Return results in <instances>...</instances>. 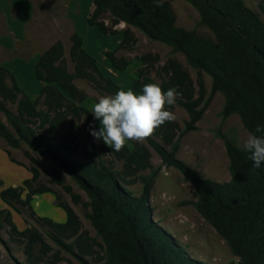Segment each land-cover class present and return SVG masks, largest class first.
I'll use <instances>...</instances> for the list:
<instances>
[{
	"label": "trees",
	"instance_id": "1",
	"mask_svg": "<svg viewBox=\"0 0 264 264\" xmlns=\"http://www.w3.org/2000/svg\"><path fill=\"white\" fill-rule=\"evenodd\" d=\"M186 1L198 10L201 24L209 28L213 37L178 26L175 9L167 0H163L162 7H156L153 0H93L88 24L105 35L119 34L115 27L121 23L128 26L118 47L105 52L116 70L123 72L131 64L126 57H118L117 52L133 49L137 44L132 27L152 41L167 44L173 53H182L196 70L194 80L177 59L170 58L157 68L158 54L139 57L142 67L131 90L140 93L147 83H159L164 91L175 87L182 94L176 104L189 115L183 129L175 120L166 122L147 140L165 166L178 168L194 185L196 209L236 257L228 264H264V163L254 168L251 154L224 135L231 174L227 182L204 178L177 157L183 136L198 128V121L218 92L225 98L223 120L238 114L248 132L264 135L255 133L258 125L264 128V19L246 0ZM105 16L110 17L113 29L108 28ZM70 40L74 70L69 69L64 42L57 40L35 64V77L42 83L35 99L23 90L16 74L0 63V110L7 119V123L0 120V137L14 149L26 144L25 155L32 163V176L24 179L21 186L1 189L0 197L20 213L11 200L32 210L34 196L50 193L66 215L63 222L37 216V222L46 229L43 232L35 226L21 230L12 212L0 209V239L1 231L8 226L10 238L24 248L26 263L21 264H60L64 261L62 249L82 264H207L190 257L166 229L153 221L150 197L158 171L146 145L127 144L115 152L89 132L84 138L82 159L74 158L81 149L82 118L85 116L87 124L99 130L97 120L85 105L88 93L75 81L86 80L107 95L126 89L102 71L97 59L85 49L83 36L74 32ZM153 71L160 82L151 76ZM204 74L212 79L209 94ZM40 103L44 108H39ZM32 152L55 164L48 173V184L39 182L45 161ZM6 153L16 162L9 149ZM118 162L122 163L121 168L116 167ZM59 168L87 193V201L73 191ZM147 170L150 172L143 174ZM137 183L142 185L138 195L132 188ZM3 185L0 180V188ZM53 185L69 193L76 205L89 209L86 217L102 242L83 229L75 209ZM32 214L36 215L34 211ZM45 233L59 250L54 251ZM99 247H104V254Z\"/></svg>",
	"mask_w": 264,
	"mask_h": 264
},
{
	"label": "rangeland",
	"instance_id": "2",
	"mask_svg": "<svg viewBox=\"0 0 264 264\" xmlns=\"http://www.w3.org/2000/svg\"><path fill=\"white\" fill-rule=\"evenodd\" d=\"M173 5L177 14V25L188 30H196L201 36L213 37L208 27L201 24L200 13L186 0H167ZM247 5L260 13L264 19V0H246ZM94 8L93 0H0V63L10 68L17 76L20 86L32 99L39 95L42 83L35 77V64L40 55L57 40H62L65 45V56L67 58L70 71L74 70L71 61L70 48L72 42L70 36L78 32L84 37L85 49L97 59L102 71L114 78V80L124 89L129 90L133 81L138 77V70L142 67L139 57L147 53H154L160 56L157 68L163 65L168 59H177L187 68L194 80L197 79L196 70L192 69L182 53H173L172 48L167 44L148 39L139 29L132 27L137 37V44L133 49H121L117 52L118 57H126L131 61L130 66L125 71L114 69L105 52L118 47L123 38V30L128 27L121 23L115 27L119 34L105 35L98 27L88 24V18ZM108 28L113 29L109 16H105ZM153 79L160 82L158 75L153 71ZM207 93L211 92L212 79L204 74ZM78 87L88 93L85 105L91 110L94 103L98 102V97L107 95L95 89L88 81L77 79ZM225 102L224 95L216 93L198 121V128L185 134L181 140L177 157L184 161L191 169L202 175L204 178L216 182H227L231 179L229 170V158L227 155L223 135L232 138L235 143L243 147L248 130L245 129L238 114H233L223 120L221 111ZM10 107L15 108L11 104ZM39 108H44L40 103ZM174 112L181 129L185 126V121L189 119L188 112L181 106L175 105ZM0 120L7 123L5 115L0 110ZM82 134L79 138L81 145L80 153L74 158L82 159V148L85 135L91 132L87 124L86 117L81 120ZM99 126V121L97 120ZM93 128V127H92ZM136 142L129 141L128 145L133 147ZM151 153V163L156 169L150 205L153 209V221L166 229L186 250L188 255L194 259L207 264H228L236 257L232 254L227 242L216 232V230L199 214L194 202L197 200V192L185 175L176 167H167L163 164L161 157L149 144L144 143ZM11 151L16 162H12L6 150ZM28 146L23 144L21 148L14 149L7 145L6 141L0 137V180L4 182L3 187L21 186L24 179L30 178L29 167L31 161L26 157L25 151ZM36 157L45 161V168L41 171L39 182L48 184L49 171L55 164L32 152ZM117 168L122 167V163L116 164ZM60 169V168H59ZM67 177V183L73 187V191L80 194L84 201L88 200L87 193L62 169ZM147 170L143 174H148ZM54 189L68 202L79 215L82 227L87 230L90 236L102 240L97 236V232L90 220L86 217L88 208L81 204L76 205L69 193L62 187L53 185ZM133 191L138 195L141 191V183L132 186ZM25 196V195H24ZM13 205L20 209V213L2 201L0 197V209L10 210L12 218L18 227L23 230L27 227H37L45 232L36 220L37 216H49L55 221H63L65 212L58 207L53 194H42L34 196L31 204L32 210L22 207L11 200ZM32 211L36 213L34 216ZM8 226L1 231L0 239V264H21L26 263L24 248L19 243L14 242L9 236ZM48 243L54 251L60 248L45 233ZM104 254V247H99ZM64 261L60 264H82L73 254L66 250H61Z\"/></svg>",
	"mask_w": 264,
	"mask_h": 264
},
{
	"label": "clouds",
	"instance_id": "3",
	"mask_svg": "<svg viewBox=\"0 0 264 264\" xmlns=\"http://www.w3.org/2000/svg\"><path fill=\"white\" fill-rule=\"evenodd\" d=\"M156 7L163 6V0H153ZM182 94L175 87L164 91L159 83L144 84L140 93L133 90H119L115 95H103L94 103L91 113L99 121V130L91 128L90 134L112 151L120 152L129 141L144 143L156 129L176 119L169 110ZM264 132L257 126L255 133ZM243 147L251 155L254 168L264 163V135L249 132Z\"/></svg>",
	"mask_w": 264,
	"mask_h": 264
},
{
	"label": "crops",
	"instance_id": "4",
	"mask_svg": "<svg viewBox=\"0 0 264 264\" xmlns=\"http://www.w3.org/2000/svg\"><path fill=\"white\" fill-rule=\"evenodd\" d=\"M94 9V8H93ZM73 34V33H72ZM55 43V42H54ZM84 43H85V40H84ZM17 77V76H16ZM18 79V78H17ZM66 218V217H65ZM63 221H65V219L63 220ZM63 221H61V222H63Z\"/></svg>",
	"mask_w": 264,
	"mask_h": 264
}]
</instances>
